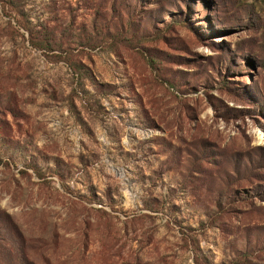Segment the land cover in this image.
Wrapping results in <instances>:
<instances>
[{
	"label": "rangeland",
	"instance_id": "rangeland-1",
	"mask_svg": "<svg viewBox=\"0 0 264 264\" xmlns=\"http://www.w3.org/2000/svg\"><path fill=\"white\" fill-rule=\"evenodd\" d=\"M7 1L0 264H264V0Z\"/></svg>",
	"mask_w": 264,
	"mask_h": 264
},
{
	"label": "trees",
	"instance_id": "trees-1",
	"mask_svg": "<svg viewBox=\"0 0 264 264\" xmlns=\"http://www.w3.org/2000/svg\"><path fill=\"white\" fill-rule=\"evenodd\" d=\"M3 3L4 1L10 6V2L7 0H1ZM5 7L6 5L3 4ZM7 15L10 16L11 14L6 11ZM18 21V20H17ZM20 23V21H19ZM31 44L39 49H49L52 46V40L46 39V38H38V37H33V39L30 40ZM1 161V158H0ZM20 263L18 264H26V259L25 258H20L19 259Z\"/></svg>",
	"mask_w": 264,
	"mask_h": 264
}]
</instances>
